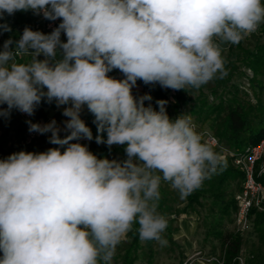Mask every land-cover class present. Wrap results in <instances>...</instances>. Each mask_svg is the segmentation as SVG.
Instances as JSON below:
<instances>
[{
    "label": "clouds",
    "instance_id": "clouds-1",
    "mask_svg": "<svg viewBox=\"0 0 264 264\" xmlns=\"http://www.w3.org/2000/svg\"><path fill=\"white\" fill-rule=\"evenodd\" d=\"M29 10L61 22L48 34L25 27L19 40L4 42L0 116L13 109L32 116L42 100L67 105L63 138L55 120L26 122L29 132H50L49 143L67 147L0 160V264H108L133 223L142 240L163 243L161 181L187 195L220 157L191 116L170 119L166 100L156 101L157 111L145 106L151 95L137 98L132 89L141 80L198 90L223 78L221 44L257 31L262 0H0V20ZM0 31L11 28L0 24ZM113 69L124 79L110 77ZM84 106L94 116L95 142L126 145L127 159H98L70 143L93 139Z\"/></svg>",
    "mask_w": 264,
    "mask_h": 264
},
{
    "label": "trees",
    "instance_id": "trees-1",
    "mask_svg": "<svg viewBox=\"0 0 264 264\" xmlns=\"http://www.w3.org/2000/svg\"><path fill=\"white\" fill-rule=\"evenodd\" d=\"M264 4V0H262ZM261 31L264 32V22L259 25ZM223 43L221 44V54L223 57ZM234 49H241V42L239 44H231L229 46L231 56L234 55ZM224 59V57H223ZM226 75L223 78H214L215 82L220 86L219 88L210 91L212 96H209L202 91L205 85L200 89L178 90L176 93V102L168 107V116L170 119H175L173 113H182L185 109L196 118V121L202 125L208 124L210 129L214 131L215 135L234 150L243 152L247 147L259 144L264 138V45H261L257 53H249L244 58L243 64L248 69L252 70L253 77L250 78L245 71H239L240 66L236 61L229 58L224 59ZM238 73V74H237ZM250 78V88L252 94L249 93L240 82H235V76ZM146 85V84H145ZM147 88L150 91L154 85L148 84ZM199 91L196 98L187 96L186 93H195ZM153 99L155 101L166 99L167 96L163 94L160 89L154 92ZM213 97V100H210ZM253 98L255 102H253ZM54 104L56 105L55 101ZM81 119L91 129L94 140L97 135V126L93 122L94 116L88 111L81 115ZM94 123V124H92ZM106 139V133H103ZM99 149H88L98 159H111L115 153H125L126 145L109 147L106 144H99ZM60 148V147H55ZM63 152V148H60ZM11 155V154H10ZM125 160V159H124ZM240 180H242V173L232 165V159L226 162H220L215 172L210 174V178L203 181L201 186L191 193L187 194L186 206L183 209L175 210L170 202L173 201V194L170 190L171 185H160V199L158 201L157 211L163 215L166 220L170 216L174 218L167 220L168 235L171 242H173V233L177 230L174 226L178 218L182 214H197L200 215L201 209L205 207L202 199H212L209 204V211L204 218L203 225L208 228L205 232V239H213L221 242L225 254V264H238L242 247V237L235 233L224 232V221H234L232 215L235 213L237 206L235 201V192L239 190ZM237 188V189H236ZM181 204V203H180ZM254 228L258 233L261 245L264 244V211L255 213ZM200 225V224H199ZM198 225V230H199ZM138 223H133L131 228V245L122 255L124 264H136L140 258L139 252L141 250H148L150 255L153 254L154 240H143L139 237ZM200 233V231H198ZM2 255V253H0ZM247 264H264V257L261 253L253 254L252 258L247 260ZM101 264H104L102 261Z\"/></svg>",
    "mask_w": 264,
    "mask_h": 264
},
{
    "label": "rangeland",
    "instance_id": "rangeland-1",
    "mask_svg": "<svg viewBox=\"0 0 264 264\" xmlns=\"http://www.w3.org/2000/svg\"><path fill=\"white\" fill-rule=\"evenodd\" d=\"M27 14L28 16L32 17V19L34 20V23L38 27L37 28L38 30H40L41 32L45 34L51 33V31L45 28V23L51 22L50 20L43 19L39 17L38 15L33 14L31 10H29ZM60 22L61 20H59V23ZM61 40H66V36L64 33H61ZM261 45H264V32H262L260 28V29H257V31L248 35L247 37H245L241 41V49L240 50L234 49L235 51H234L233 56H231L230 50H229V46H231V43H223V48H222L223 57L224 59L229 58L232 61H236L237 64L240 66L238 72L245 71L247 75H249V77L252 78L254 76L252 70L244 66L242 60H244V58H246V56H248L249 53H257V50ZM23 58L29 59L28 57H23ZM109 73H111V75L109 76L115 79H119L121 75H123L118 69H113ZM237 74L234 78V81L237 83V82H240V79H241L243 88H245V90H247L249 93L252 94V90L250 88V78L248 77L241 78L237 76ZM219 87L220 86L213 79L209 81L207 84H205L204 88L201 89L200 91H202L203 93L209 96H212L210 91L212 89L219 88ZM157 89H160L163 92V94L167 96L166 99H161V100H166L168 102L166 105V109L168 107H171L172 104L176 102V93L178 90L162 88L158 83L155 84L154 88L150 91V88H147L146 85L143 83V81L137 80V84L135 87H133L132 92H133V95L136 96L137 98L144 94L151 95L152 100L150 102L145 101V106L151 103L153 108L158 111L159 106L156 104V101L153 99V96L155 94L154 92H156ZM184 90L185 91L190 90V87H186ZM186 94L187 96L196 98L199 95V91H196L195 93H186ZM262 98H264V93L262 94ZM210 100H213V97H211ZM253 102H255L254 98H253ZM172 113L175 119L178 116L183 115V114L191 116L193 123L196 126L197 132L202 135L204 141L207 142V138H206L207 133L218 138L215 135L214 131L210 129L208 124L202 125L198 123L196 121V118L189 112L188 109H185L182 113H180V115L174 113L173 111ZM67 119L69 118L68 117L62 118V122L64 123ZM27 121L32 122L34 120L32 116H29L27 114H20V122L24 125V138L21 140L22 146L25 145L29 148L33 147L34 150H36L34 147L36 145H34V143L36 142V140L40 138L42 134L39 133L35 138L31 139V134H30L31 132H29V124L26 123ZM220 142H221V146L229 149V151L233 150L226 143V141L220 140ZM211 147L214 149L216 153H218L220 157V162L224 163L228 159H230L229 156L225 154V151H223L221 148L214 147V146H211ZM113 159L120 161L122 160V156L114 155ZM232 165L236 168V166L233 164V161H232ZM236 169L240 171L238 168ZM208 178H210V175ZM241 181L242 180H240V184L238 183L239 186H241ZM166 183L170 184L169 182H166L163 180L161 181L162 185H165ZM170 190L173 194L172 195L173 201L170 202V205H172L175 210L183 209L187 204L186 203L187 195L182 196L180 192L174 189L172 186L170 187ZM237 191L238 190H236V192ZM212 201H213L212 199H208V200L202 199V202L203 204H205V207L201 209L202 213L200 215L182 214L178 218L180 220H187L191 224V226L192 225L195 226L196 223L198 225L200 224L199 230H198L200 231V233H195L193 236H190L189 238L182 237L180 239H174V236H173V242H171V240L169 239V235H168V229L166 227L164 232L161 234V240L163 241V243H161L160 241L154 240L155 241L153 244V251H154L153 254L154 255L153 256L150 255L148 250H145V249L141 250L138 253L140 258L136 261V264H183L185 262L189 264H225V254H224V251H223L224 249H223L221 242L213 239L212 236H210V239L208 240L205 239V232L208 230V228H206L203 225V221H204V218L207 216V214L208 213L210 214L208 207H209V204L212 203ZM234 215L235 213L232 215V219H234ZM174 217L175 216H170L167 219H171ZM254 219H255V216L252 218V220ZM178 222L179 221H177V223L174 224L175 227H178ZM223 230L224 232L235 233L242 237V247H241L239 257L237 259L238 264H247L248 263L247 260L249 258H252L253 254L261 253L264 257V244L263 246L261 245L259 235L255 231V228H254V222L251 223L250 228L247 231L241 232L239 231L234 221L231 222L228 219H225ZM130 240H131V236H130V231H129L126 235V238H124L116 246L114 255L112 256V259L110 262H108V264H124L122 255H123V252H124L123 250L125 246L123 244H126V242ZM143 242L145 243V240H143Z\"/></svg>",
    "mask_w": 264,
    "mask_h": 264
},
{
    "label": "crops",
    "instance_id": "crops-1",
    "mask_svg": "<svg viewBox=\"0 0 264 264\" xmlns=\"http://www.w3.org/2000/svg\"><path fill=\"white\" fill-rule=\"evenodd\" d=\"M28 11L21 12L17 11L13 15H7L4 14V18L0 20V24H7L11 28L10 32H3L0 31V50H3V44L6 40L9 38L15 40H19L20 36L23 33V30L25 27L31 28L33 31H40L38 30L36 24L34 23V20L31 16H28ZM41 32V31H40ZM43 33V32H42ZM66 42V40H62ZM44 57L41 56L39 59H43ZM18 62H25L27 59L23 57H18ZM108 75H111V73H108ZM0 107L6 108L7 105H0ZM64 107H67V105H61L57 106L54 104V101L52 103H47L46 101L41 102V104L37 107L34 114L32 115L33 120L36 123H42L47 124L51 122L52 120H55L57 122V125L61 128V132L59 135L61 138H63L66 133L63 131L64 129V123L62 122V118L65 116L62 114ZM88 112L87 107L84 106L81 115ZM20 114L21 113L16 109H13L8 117L0 116V160L6 159L10 154L17 153L20 151L25 152H33V153H40L45 152L49 148H66L67 146L61 147L60 145H54L49 143V137L51 136V133H45L40 136L38 140L34 143V146L36 150H34L33 147L29 148L25 145L22 146L21 140L24 138V125L20 122ZM94 124V123H92ZM81 143L83 145H86L88 149H99L100 145L97 144L94 140V137L91 141L87 140L86 138H82L78 141L74 140L70 143ZM123 145H115V147H121ZM114 155H120L122 156V160L127 159L126 153H115ZM111 156L110 160H114L113 156ZM172 219V218H171ZM170 220V219H167ZM178 227L177 230L174 232L173 236L174 239H180L182 237L189 238L190 236H193L195 233H198V224L192 225L187 220H180L178 219ZM193 224V223H192ZM130 236H131V230H130ZM131 241H127L126 244H123L124 252L130 247ZM121 253V252H120ZM122 255V254H121Z\"/></svg>",
    "mask_w": 264,
    "mask_h": 264
},
{
    "label": "built area",
    "instance_id": "built-area-1",
    "mask_svg": "<svg viewBox=\"0 0 264 264\" xmlns=\"http://www.w3.org/2000/svg\"><path fill=\"white\" fill-rule=\"evenodd\" d=\"M39 17L45 19L42 15ZM59 24V19L45 23V28L53 31ZM119 79H124L121 75ZM28 117V116H27ZM29 118V117H28ZM32 123H36L32 121ZM44 125L42 123H39ZM31 139L39 133L31 132ZM207 142L214 147L221 148L225 154L232 159L233 164L242 173V181L239 190L235 194L236 212L234 222L239 231L245 232L250 228L255 213L264 211V138L259 144L247 147L245 151H229L221 146L218 138L211 134H206ZM183 264H189L187 262Z\"/></svg>",
    "mask_w": 264,
    "mask_h": 264
}]
</instances>
